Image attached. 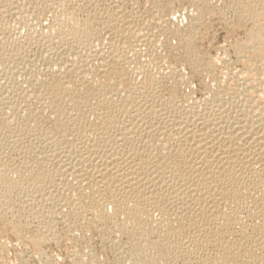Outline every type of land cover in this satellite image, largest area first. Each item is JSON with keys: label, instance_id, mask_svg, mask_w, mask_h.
Here are the masks:
<instances>
[{"label": "bare ground", "instance_id": "obj_1", "mask_svg": "<svg viewBox=\"0 0 264 264\" xmlns=\"http://www.w3.org/2000/svg\"><path fill=\"white\" fill-rule=\"evenodd\" d=\"M61 1L56 8L62 11L54 8L48 25L40 24L38 31L29 27L21 40L0 42V214L16 209L10 225L19 235L22 227L33 226L24 227L22 219L37 214V226L47 232L32 241L44 245L58 235L48 220L54 213L49 204L69 190L73 178L81 185L78 191L91 189L92 202L99 197L111 204L107 210L102 202L104 208L94 215L106 232L117 227L131 241L121 264H264V238H249L247 227H240L248 235L239 242L224 241L241 213L248 210L264 219V0H233L237 22L248 27L246 40L232 49L243 66L229 71L195 43L202 31L194 32L212 10L211 0H190L196 12L184 28L162 7L141 15L125 12L118 0H87L94 12L82 20ZM107 1L115 6L105 14ZM12 5L0 0V29ZM108 36L112 42L105 49ZM184 64L191 76L181 74ZM203 74L209 78L199 79L206 93L196 97L189 90L190 77ZM15 151L24 154L19 162L25 169L9 161L4 165ZM55 158L56 166L49 169ZM66 197L65 207L71 206L73 200ZM168 203L190 223L182 232L186 238L165 226L174 216L170 211V219L159 214L162 221L156 218L146 227L155 217L151 208L166 213ZM163 227L167 233L158 238L155 232ZM250 229L264 233L260 223ZM201 236L223 251V260L204 254ZM191 244L204 251L197 253L198 262L187 254Z\"/></svg>", "mask_w": 264, "mask_h": 264}, {"label": "rangeland", "instance_id": "obj_2", "mask_svg": "<svg viewBox=\"0 0 264 264\" xmlns=\"http://www.w3.org/2000/svg\"><path fill=\"white\" fill-rule=\"evenodd\" d=\"M10 3H13V8H12V10H11V13H9L6 17H7V19H5V20H3V25H2V29H0V42H5V41H8L9 43L10 42H12L13 40H21L23 37H21V36H26V34L31 30V28H34L33 30H35V31H38L39 30V28H41L42 26H40V24H42V25H48L49 23H50V21H51V19H52V15H54L55 14V12H56V10L55 9H57L58 11H62V10H60L61 9V7L60 8H56V6L57 7H59V5H60V2L62 3V1L61 0H59V2H58V0H54V2H53V0H52V5L53 6H55V7H53L52 5H50V6H48L47 7V3H46V5L44 4L46 1H51V0H8ZM17 1V2H16ZM30 1V2H29ZM37 1V2H36ZM41 1V2H40ZM71 1H73V2H71ZM87 0H69V3H68V0H65V2L64 3H66V5L67 4H70V7L72 6V10H73V8H74V10L76 9V11H74V12H77L76 14H77V16H78V18H85V17H91V14L94 12V11H91V10H93L92 8H91V10H90V6H89V4H88V2H86ZM119 1V2H118ZM117 1V3L119 4V7L120 6H122V9H124L125 10V12H126V10H128V11H130V10H135V11H137V13L138 14H143V15H147V14H149V13H152V11H154V9H155V11L156 12H154L155 14L156 13H159V12H157V11H159L158 10V8H160V7H162V10L164 9V11L163 12H166L167 14H169V12L171 13V14H169L168 16H170V18L171 19H173V20H175V22L177 23H179L180 24V26L181 25H183V28L186 26V24L188 23L189 24V22H190V15L191 14H193V13H195L196 12V8H195V6L191 3V1L190 0H175V1H173V0H118ZM155 1V2H154ZM212 1V2H211ZM209 0V2H211L212 3V5H213V7H212V10L209 12V14H207V15H205L204 16V19H202V22L200 23L201 24V27L199 26V28H198V30L196 31V32H194V34L195 33H198V31H202L200 34L198 33V35H196L195 37V43H196V46H197V49L199 50V52L200 53H207V54H209V55H211V56H214V57H216V59L218 60H221V61H219L220 63H222V66H223V68H224V70L225 71H229V70H231V69H233L234 67H236V68H234V69H236V70H240L241 68H242V63L241 62H239L238 60H237V56H236V54H235V52L233 51L235 48H236V46H237V44H239L238 43V41L239 42H242L243 40H246L245 38H247L246 36H247V27H248V24H246L245 25V28H243V27H241L240 26V24L237 22L238 21V13L237 12H235L234 10V8H233V6H234V4H232V3H234L233 2V0H232V2L230 1V4H229V1L228 0H226L227 1V5H223L225 2H224V0ZM22 2V3H21ZM58 2V3H57ZM71 2V3H70ZM82 2V3H81ZM83 2H86V3H84L83 4ZM170 2H171V4L173 5H169L170 4ZM190 2V3H189ZM223 2V3H222ZM51 3H48V4H51ZM73 3V4H72ZM116 3V4H117ZM56 4V5H55ZM72 4V5H71ZM75 4V5H74ZM105 4H106V6H105ZM115 3H114V1L113 2H105L104 3V5H103V8L105 7V9L103 10V12L105 13V14H107V13H111V12H113L114 11V7L113 6H115L114 5ZM117 4V5H118ZM215 4V5H214ZM36 5V6H35ZM46 7H45V6ZM89 7H88V6ZM158 7H157V6ZM160 5V6H159ZM167 5V6H166ZM217 5V6H216ZM232 7H231V6ZM45 8H44V7ZM170 6H172V8L173 9H171V7ZM188 6V7H187ZM225 6H227V7H225ZM229 6H230V8H229ZM16 7V8H15ZM21 7V8H20ZM51 7V8H50ZM75 7H77V8H75ZM81 7V8H80ZM83 7H85V8H87V10L85 9V11L83 10L84 8ZM107 7V8H106ZM164 7V8H163ZM47 8H48V10H47ZM55 8V9H54ZM109 8V9H108ZM121 8V7H120ZM133 8V9H132ZM156 8H157V10H156ZM178 8V9H177ZM181 8V9H180ZM221 8V9H220ZM222 8H224L223 10H222ZM226 8V9H225ZM45 11H44V10ZM82 9V10H81ZM89 9V10H88ZM193 9V10H192ZM29 10V11H28ZM53 10V11H52ZM55 10V11H54ZM106 10H108L107 12H106ZM81 11V12H80ZM83 12H85V13H83ZM91 12V13H90ZM147 12H149V13H147ZM176 12V13H175ZM216 12V13H215ZM25 13V14H24ZM44 13H46V15L44 14ZM86 13L88 14V16L86 15ZM190 13V14H189ZM224 13V14H223ZM85 14V15H84ZM189 14V15H188ZM213 14V15H212ZM32 15V16H31ZM90 15V16H89ZM174 15V16H173ZM209 15V16H208ZM31 16V18H29ZM83 16V17H82ZM172 16V17H171ZM208 16V17H207ZM219 16V17H218ZM206 17V18H205ZM211 17V18H210ZM217 17V18H216ZM44 18V19H43ZM177 18H179V19H177ZM235 18V19H234ZM50 19V20H49ZM81 19H79V21L81 20ZM210 19V20H209ZM8 20V21H7ZM11 20V21H10ZM40 20V21H39ZM82 20H84V19H82ZM6 22V23H5ZM33 22V23H32ZM171 24V23H170ZM27 25H28V27H27ZM30 25V26H29ZM239 25V26H238ZM6 26H8V27H6ZM207 26V27H206ZM27 27V28H26ZM29 27H31V28H29ZM36 27V28H35ZM219 27V28H218ZM238 27V28H237ZM5 28V29H4ZM241 28H243V29H241ZM23 29V30H22ZM25 29V30H24ZM27 29V30H26ZM38 29V30H37ZM29 30V31H28ZM19 31V32H18ZM26 33V34H25ZM14 34V35H13ZM20 34V35H19ZM201 34H202V36H201ZM8 36V37H7ZM16 38H15V37ZM20 36V37H19ZM215 36V37H214ZM10 38V39H9ZM18 38V39H17ZM20 38V39H19ZM7 39V40H6ZM173 39V40H172ZM197 39V40H196ZM106 41H105V43H104V48L106 49V45H107V47L109 46V44H110V42H112L111 40L112 39H110L109 38V36L107 37V39H105ZM170 40H171V43H173V44H177V41L178 40H176L175 38H170ZM170 40H169V42H170ZM240 40H242V41H240ZM236 41H237V44H236ZM8 42H7V44H8ZM97 43V46L99 45L98 44V41H96ZM211 42V43H210ZM100 43V45H101V42H99ZM198 44V45H197ZM99 45V46H100ZM231 45V46H230ZM102 46V45H101ZM100 46V47H101ZM161 46V45H160ZM161 49V51L163 50L162 49V46H161V48H159V50ZM233 49V50H232ZM204 50V51H203ZM165 50H163L162 52H164ZM205 51H207V52H205ZM168 50L166 51V53L164 52V55H167L168 54ZM228 52V53H227ZM234 52V53H233ZM227 53V54H226ZM231 53V54H230ZM224 56V57H223ZM229 56V57H228ZM221 57H223V58H221ZM228 57V58H227ZM224 58L226 59H232V61H230V62H232V64L229 62H226V60H224ZM223 60V61H222ZM227 60V61H228ZM236 61L235 63H237L238 65H240L241 67H239V66H237L235 63H233V61ZM228 64V65H227ZM235 64V65H234ZM40 65V64H39ZM43 64H41L40 66L41 67H39V66H37L38 68H39V70H41V69H43L42 67H44V65L42 66ZM231 65V66H230ZM233 65V66H232ZM187 66V67H186ZM228 66V67H227ZM231 68H230V67ZM36 67V68H37ZM38 68H37V70H38ZM190 70L191 68H190V66L188 67V64H184V66L183 65H181L180 66V72H181V74H183V76L185 75L186 77H188L189 75L191 76V70L189 71L188 69ZM238 68V69H237ZM186 70V73H185V71L184 70ZM184 72V73H183ZM196 76V75H195ZM192 77H193V75H192ZM192 77H190L192 80V82L190 81V83H191V87H190V89L189 90H194L193 92H194V95L196 96V97H201V96H205V91H203L204 89V87L203 86H201V85H203L202 84V82L203 81H208L207 79H209L205 74H203L202 75V77L201 78H199V76H196L194 79L192 78ZM204 77H206V78H204ZM196 78H198V81L199 82H197V81H195V80H197ZM205 80H204V79ZM199 79H203V81H201V80H199ZM99 83V82H98ZM190 85V84H189ZM192 85H193V87H192ZM195 85V86H194ZM198 86H199V88H198ZM201 87H203V88H201ZM185 90L187 91L188 89H186L185 88ZM200 90H202V91H200ZM196 91H198V92H196ZM203 92H204V94H203ZM200 94H201V96H200ZM45 122V121H44ZM67 144V143H66ZM17 153H19V152H17V151H15V153L14 152H12V153H9L8 155H7V159H6V157L4 158V160H3V163H4V165H6V166H8L7 165V163H8V161H9V165L10 164H12L13 162H14V164H15V166H17V164L19 165V166H17V168L18 167H20L19 169H25V168H23L24 167V165L23 164H21L20 162H21V158L23 157V155H21V153L19 154V155H21V156H19ZM16 157H17V159H16ZM20 157V158H19ZM6 160V161H5ZM10 160H13V161H10ZM16 160H17V162H16ZM19 160H20V162H19ZM55 161H53L52 163L53 164H50V162L49 163H47V167H49L50 166V168L49 169H52L53 168V166L55 167L56 166V158L54 159ZM10 162H12V163H10ZM19 162V163H18ZM36 163V162H35ZM34 163V164H35ZM55 163V164H54ZM13 164V165H14ZM37 164V163H36ZM49 165V166H48ZM53 165V166H52ZM11 166V165H10ZM23 166V167H22ZM22 167V168H21ZM69 179H71L70 177H69ZM73 179V178H72ZM71 179V180H72ZM71 180H69V183L71 184H69L71 187L69 188V190L68 189H66L65 191H64V193H65V195L66 196H68L70 199H72L73 200V202H71V203H75L74 205H76V207H78V209L76 208V207H74V205L72 204L71 206L70 205H67L66 207H65V205L64 204H66L65 203V198L67 199V197L65 196V198H63V196H64V193H62V195H60V196H56L55 197V199H53V203H52V201L50 202L51 204H49V206L50 207H52V208H54V210H53V212L54 213H52V215H54V216H52V215H50L49 216V218H48V220L50 221V223L53 225V229H54V232H56L58 235H50V236H52L53 237V239H52V237H51V240L49 239V241L47 240L45 243H44V245H43V243L41 244H34V242L32 241V238L34 237V235L35 234H40V232H41V234H45V232H47L46 231V229H39V227L37 226L38 224L37 223H39V221H38V219H37V214H36V216L35 215H32V216H27V218H23L22 219V222H23V224L25 223H27L28 225H30V224H32L33 226H28L27 227V224H26V226H25V224H24V227H27V228H25V229H23V227H22V229H21V234L19 235L15 230H14V228L13 227H11V220L13 219V216H14V213H15V210L16 209H14V212H12L11 213V211L9 212V213H4V214H0V264H90V262H92V264L93 263H96V262H98V264H121V260H122V262H124V260H123V258L125 257V255H126V252H127V250H128V248L130 247V245H131V241L127 238V237H125V235H122V234H120V232H119V229L116 227L115 229H112L111 228V230H113L114 232H113V234L112 235H110V232H112L111 230H110V232H106L105 231V229H104V225L102 224V223H100V221H99V223H98V221H96L97 219H96V217L98 216V214L100 213V208L102 207V208H104V205L107 207V205H108V207L106 208L107 210H108V208H111V206H109V205H111V204H107V200L108 199H106V201H105V198H103L102 200H100V198L99 197H95V198H93L95 201H91L92 200V195H90L91 193V189L89 190V188L88 189H84L85 191V193H83V189L82 190H80V191H78L79 189L78 188H80V183L78 182V184H77V181L75 180V182H74V179L71 181ZM71 181V182H70ZM76 183V184H75ZM78 185H80V186H78ZM75 187V189H73L74 187ZM77 186V187H76ZM83 187V186H82ZM73 190H72V189ZM76 188H77V190H76ZM85 188V187H84ZM95 188H97V187H94V189ZM94 189H93V191H94ZM76 190V191H75ZM96 190V189H95ZM67 191V192H66ZM80 193H78V192ZM87 192V193H86ZM89 192V193H88ZM84 194V195H82V194ZM81 195V196H80ZM91 198H89V197ZM59 197V198H58ZM63 198V199H62ZM68 198V199H69ZM99 199V201H98V199ZM62 199V200H61ZM69 199V200H70ZM71 200V201H72ZM55 201V202H54ZM62 201H64V202H62ZM62 202V203H61ZM95 202V203H94ZM102 202H103V204H102ZM106 202V203H105ZM77 203V204H76ZM130 203V204H129ZM60 204V205H59ZM63 204V205H62ZM89 204H91V205H89ZM92 204H96V206L94 207V205H92ZM102 205V206H99V205ZM107 204V205H106ZM133 202L131 201V202H127V206L128 205H130V206H128V207H132L133 205ZM145 204V203H144ZM170 203H168L167 205H169ZM78 205V206H77ZM80 205V206H79ZM82 205V206H81ZM89 205V206H88ZM38 206H39V204H38ZM93 206V207H92ZM61 207H62V209H61ZM86 207V208H85ZM99 207V208H98ZM169 208L168 209H171V210H168L167 209V211H166V213H163V212H165V211H162L161 212V210H160V212H159V209L157 210V208L156 207H153V209H155V210H153L152 208H151V214L152 213H154L153 215L155 216L154 217V219H151L150 221V223L148 222L149 220H145L147 223H145L146 224V227H150L151 225H153L154 223H153V221H156V223L157 222H161L162 220V216H164L165 214H166V216L165 217H163L164 219V221L166 220V218H171L172 217V219H170V220H166V224H165V226L167 227L168 225L169 226H173V227H176L178 230H177V232H179V234H182V232H184V229H187L188 230V227H187V225H189L190 223L188 222V221H181L182 219V215H181V218H179L180 216H179V214L177 215V213L175 212V214H174V208L172 207V204H170L169 206H168ZM70 208H72L71 210H70ZM74 208H75V210H74ZM80 208V209H79ZM88 208V209H87ZM97 208L99 209V210H97ZM172 208H173V210H172ZM47 209V208H46ZM76 209L77 210H79L81 213H78L77 211H76ZM105 209V210H106ZM60 210H62L61 212H60ZM73 210V211H72ZM82 210V211H81ZM102 210V209H101ZM156 210L158 211V212H156ZM247 210V209H246ZM58 211V212H57ZM66 211V212H65ZM72 211V212H71ZM99 211V212H98ZM169 211H170V214H173L174 216H172L171 215V217H170V214H169ZM27 213H28V211H26ZM26 212L25 211H23L22 213H24L25 215H26ZM76 212V213H75ZM97 212V213H96ZM167 212H168V214H167ZM172 212V213H171ZM250 211H248L247 210V212L245 211V212H243V213H241L240 214V220H239V222L237 221L236 223H234V227L233 226H231L230 227V229L232 230V231H226V232H231V233H226V232H224L223 234H220V236L221 237H219V238H223V236H225L226 234L228 235V237H227V235H226V237H224V241L226 242V240L228 241H233V242H235V243H237V242H239V240L241 239V238H244V236H245V234H246V236L245 237H247V235H248V233H250V235H249V238L251 237H256V238H264L263 236H264V233L262 234V233H260V235L258 234L259 232H254V231H250L251 229V227H253V225H255V222H256V225L258 224V226H259V223H260V225H262L263 224V226H264V219H262V221H261V217L260 216H258V218H256V214L254 213V212H252V214H251V212L249 213ZM61 215H60V214ZM65 213V214H64ZM75 213V214H74ZM77 213H78V215H77ZM7 216H6V215ZM13 214V215H12ZM58 214V215H57ZM64 214V215H63ZM94 214H96V215H94ZM159 214H161V215H159ZM253 216V215H255V216H251V215ZM3 215V216H2ZM77 215V216H76ZM153 215H150L151 216V218H153ZM167 215H168V217H167ZM177 217H176V216ZM35 216V217H34ZM159 216H161V219H160V217ZM179 216V217H178ZM244 216V217H243ZM11 217V218H10ZM50 217H52V218H50ZM174 217V218H173ZM157 218V219H156ZM176 218V219H175ZM248 218V219H247ZM253 219V221H252V219ZM51 219V220H50ZM84 219V220H83ZM156 219V220H155ZM181 219V220H180ZM243 219V220H242ZM57 220V221H56ZM159 220H161V221H159ZM175 220H177V222L175 221ZM180 220V221H179ZM246 220V221H245ZM258 220V221H257ZM261 222H260V221ZM88 221H90V222H88ZM92 221V222H91ZM94 221V222H93ZM170 222L169 224L167 223V222ZM174 221V222H173ZM198 222H199V220H197ZM196 221V222H197ZM21 222V223H22ZM65 222V223H64ZM69 222V223H68ZM96 222V223H95ZM180 222H184V223H182V225L180 224ZM185 222H188V223H185ZM247 222V223H246ZM263 222V223H262ZM73 223V224H72ZM88 223V224H87ZM91 223V224H90ZM148 223L150 224V225H148ZM152 223V224H151ZM179 223V224H178ZM251 223V224H250ZM252 223H253V225H252ZM78 224V225H77ZM93 224V225H92ZM144 224V225H145ZM172 224V225H171ZM184 224V225H183ZM187 224V225H186ZM245 224H247V225H245ZM89 225H92V226H89ZM148 225V226H147ZM249 225V226H248ZM20 225L18 224V226L17 227H19ZM34 226H37V227H34ZM55 226V227H54ZM85 226V227H84ZM164 226V225H163ZM192 226V225H191ZM190 226V227H191ZM237 226V227H236ZM244 226V227H243ZM165 227V228H166ZM189 227V228H190ZM242 228V231L244 230L243 228H245V227H247V229L246 230H248L247 232H245V234H243L244 232H240V230H241V228ZM20 228V227H19ZM35 228H36V230H35ZM77 228V229H76ZM82 228V229H81ZM34 229V230H33ZM91 229V230H90ZM116 229H118L117 231H116ZM163 229H164V227H163ZM163 229H160V230H162L161 231V233H160V230H156V232H155V236H157L158 238H160V236L161 235H163V236H165V234L167 233V229L165 230H163ZM234 229V230H233ZM38 230V231H37ZM233 232V233H232ZM17 233V234H16ZM55 233V234H56ZM60 233V234H59ZM117 233V234H116ZM240 233H241V235H240ZM253 233L255 234V235H253ZM40 234V235H41ZM71 234V235H70ZM23 235V236H22ZM30 235H31V237H30ZM39 235V236H40ZM199 235H201V234H199ZM203 235V234H202ZM236 235H238V236H236ZM244 235V236H243ZM253 235V236H252ZM257 235H258V237H257ZM262 235V236H261ZM19 236V237H18ZM54 236H57V238L56 239H54ZM73 236H74V238H73ZM106 236V237H105ZM183 236L186 238L187 237V235L185 236L184 234H182V236H180V237H182L183 238ZM206 236V235H205ZM205 236H201L202 237V239H200L199 237H198V239H199V241L201 240L202 241V245H203V247L202 248H204L203 250L205 251H202L201 252V248L198 250V248L196 249V247L193 245V244H191L190 245V247H189V250H187V254H188V256L190 255V252H191V255L192 256H195V261H199L200 260V256L198 255V254H202L203 252H204V254L205 253H208L210 256H211V258L213 257V259L215 260H217L218 261V259L220 258V260H223V258H221V257H223V251H220V249L219 250H217L218 248L216 247L215 248V246L214 245H212L211 243V245L209 244V243H207L208 241H205ZM214 237L216 236L217 237V235H213ZM212 236V239L214 238ZM219 236V235H218ZM232 236V237H231ZM242 236V237H241ZM69 237V238H68ZM156 237V238H157ZM162 237V236H161ZM207 237V236H206ZM215 237V238H216ZM230 237V238H229ZM235 237V238H234ZM241 237V238H240ZM20 238V239H19ZM31 238V239H30ZM105 238V239H104ZM157 238V239H158ZM218 238V237H217ZM218 238V239H219ZM234 238V239H233ZM22 239V240H21ZM70 239V240H69ZM204 239V240H203ZM232 239V240H231ZM73 240V241H72ZM76 242H75V241ZM92 241V242H91ZM111 241V242H110ZM117 241V242H116ZM197 241V240H196ZM203 241H205L204 243H203ZM237 241V242H236ZM58 242V243H57ZM78 242V243H77ZM106 242V243H105ZM198 242V241H197ZM24 243V244H23ZM33 243V244H32ZM119 243H120V245H119ZM209 244L208 245V247H206V245L207 244ZM4 244H5V247H4ZM37 246V247H36ZM76 246V247H75ZM21 247V248H20ZM121 247V248H120ZM192 247V248H191ZM206 248V249H205ZM192 249H193V251L195 250V251H197L196 252V255H195V251L193 252L192 251ZM45 250V251H44ZM86 250V251H85ZM95 250V251H94ZM3 251V252H2ZM189 251V252H188ZM199 251H200V253H199ZM208 251V252H207ZM218 251V252H217ZM44 252V253H43ZM93 252H94V255H93ZM209 252H211V253H209ZM194 253V254H193ZM198 253V254H197ZM96 254V255H95ZM212 254V255H211ZM92 255H93V259H96L95 260V262H94V260L92 261ZM44 256V257H43ZM49 256V257H48ZM197 256V257H196ZM199 256V257H198ZM221 256V257H220ZM42 257H43V259H42ZM86 257V258H85ZM95 257V258H94ZM196 258H197V260H196ZM51 259V260H50ZM83 259V260H82ZM101 259V260H100ZM125 259V258H124ZM199 259V260H198ZM42 260V261H41ZM78 260H80V261H78ZM100 260V261H99ZM219 260V261H220ZM23 261V262H22ZM26 261V262H25ZM83 261V262H82ZM86 261V262H85ZM88 261V262H87ZM118 261V262H117ZM184 260H182V261H179V262H177L176 264H183L184 262H183ZM183 262V263H182ZM259 262V261H258ZM255 263H257V261L255 262ZM123 264V263H122Z\"/></svg>", "mask_w": 264, "mask_h": 264}]
</instances>
